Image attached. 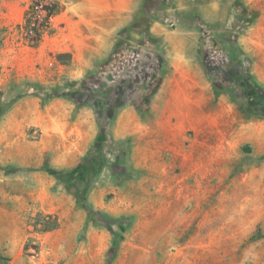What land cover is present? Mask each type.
I'll return each mask as SVG.
<instances>
[{
	"label": "rangeland",
	"instance_id": "rangeland-1",
	"mask_svg": "<svg viewBox=\"0 0 264 264\" xmlns=\"http://www.w3.org/2000/svg\"><path fill=\"white\" fill-rule=\"evenodd\" d=\"M31 1L0 0V264H264V0H57L37 47Z\"/></svg>",
	"mask_w": 264,
	"mask_h": 264
},
{
	"label": "trees",
	"instance_id": "trees-1",
	"mask_svg": "<svg viewBox=\"0 0 264 264\" xmlns=\"http://www.w3.org/2000/svg\"><path fill=\"white\" fill-rule=\"evenodd\" d=\"M59 14V3L57 0H32L23 14L22 22L17 26L21 38L30 47H37L42 37L51 30V20ZM260 110L264 114V92L260 96ZM42 169L49 174L59 175L60 173L46 166ZM75 173L86 172L85 165H79ZM261 238H264L262 236Z\"/></svg>",
	"mask_w": 264,
	"mask_h": 264
}]
</instances>
